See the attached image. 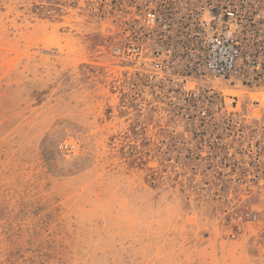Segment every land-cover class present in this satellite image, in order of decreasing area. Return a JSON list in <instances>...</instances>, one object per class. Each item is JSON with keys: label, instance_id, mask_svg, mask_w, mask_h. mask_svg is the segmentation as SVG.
<instances>
[{"label": "rangeland", "instance_id": "rangeland-1", "mask_svg": "<svg viewBox=\"0 0 264 264\" xmlns=\"http://www.w3.org/2000/svg\"><path fill=\"white\" fill-rule=\"evenodd\" d=\"M96 3L0 0V264H264V189H181Z\"/></svg>", "mask_w": 264, "mask_h": 264}, {"label": "built area", "instance_id": "built-area-1", "mask_svg": "<svg viewBox=\"0 0 264 264\" xmlns=\"http://www.w3.org/2000/svg\"><path fill=\"white\" fill-rule=\"evenodd\" d=\"M96 6L126 69L123 92L161 128L163 163L181 189H264L252 178L264 176V0Z\"/></svg>", "mask_w": 264, "mask_h": 264}]
</instances>
